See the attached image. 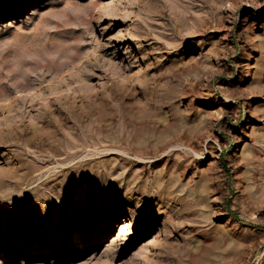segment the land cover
Here are the masks:
<instances>
[{"label":"rangeland","instance_id":"rangeland-1","mask_svg":"<svg viewBox=\"0 0 264 264\" xmlns=\"http://www.w3.org/2000/svg\"><path fill=\"white\" fill-rule=\"evenodd\" d=\"M0 264H264V0H0Z\"/></svg>","mask_w":264,"mask_h":264},{"label":"bare ground","instance_id":"bare-ground-1","mask_svg":"<svg viewBox=\"0 0 264 264\" xmlns=\"http://www.w3.org/2000/svg\"><path fill=\"white\" fill-rule=\"evenodd\" d=\"M134 40H138V38L137 37H134Z\"/></svg>","mask_w":264,"mask_h":264}]
</instances>
